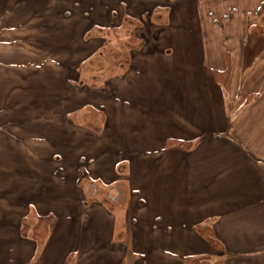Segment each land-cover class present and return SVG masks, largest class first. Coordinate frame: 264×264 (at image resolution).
Segmentation results:
<instances>
[{
	"label": "crops",
	"instance_id": "crops-1",
	"mask_svg": "<svg viewBox=\"0 0 264 264\" xmlns=\"http://www.w3.org/2000/svg\"><path fill=\"white\" fill-rule=\"evenodd\" d=\"M37 17L61 72L103 60L112 28V76L40 97L0 42V264H264V0H0V35ZM44 215L39 248L22 225Z\"/></svg>",
	"mask_w": 264,
	"mask_h": 264
},
{
	"label": "rangeland",
	"instance_id": "rangeland-1",
	"mask_svg": "<svg viewBox=\"0 0 264 264\" xmlns=\"http://www.w3.org/2000/svg\"><path fill=\"white\" fill-rule=\"evenodd\" d=\"M43 17H37L35 19L36 23L33 22L29 24L27 21L21 24V34H4L0 35V42L4 40V48H5V62L8 64L11 69V74L9 73V77L12 76V73L16 74L19 73L21 77V84L20 88L23 89L24 87L28 86V82H32V80L36 81V90L37 95L40 97H44V88L41 84L42 82H47L46 79H54L53 87L56 90L57 88L60 90V86L56 87L55 81L61 79V75L65 74L68 76L69 83H70V90L67 93L68 99L72 98L76 100V98H80L86 92V89H81L83 86H78V84H89V85H96L103 82L107 77L112 76V28L101 30L102 37L104 38V55L102 56L103 60L99 62H92L93 59L87 60L85 64L79 67V70H70L69 72H61L60 70L56 69V67H60L57 65V60H60V55L52 54L50 44L54 42V38L58 34H46L43 27L45 26L44 22H48ZM23 21V20H22ZM37 24V30L33 31V27ZM48 24V23H47ZM40 26V27H39ZM31 29V33L27 31ZM259 29L264 30V27L261 25L256 26L253 28L252 34L248 37L247 41V55L249 57L252 56L253 50L256 52L258 49L252 48L251 44L254 42V37L257 33H259ZM89 35L86 34V41H89L87 38ZM95 35V34H93ZM99 35V34H96ZM95 35V36H96ZM259 35V34H257ZM59 36V35H58ZM119 41V40H118ZM116 42L117 48L120 43ZM123 43V42H121ZM115 44V41H114ZM261 46L264 47V37L260 43ZM19 48H18V47ZM114 46V45H113ZM250 46V47H249ZM3 52L0 50V57L3 56ZM15 69V70H14ZM79 75V76H78ZM23 79V80H22ZM27 83H25V82ZM49 81V80H48ZM41 84V85H40ZM48 84V83H46ZM60 92V91H59ZM66 97V98H67ZM76 97V98H75ZM43 104L37 105L38 109H41ZM84 110V109H83ZM90 110V109H89ZM86 111V110H84ZM99 120V119H97ZM94 121V120H93ZM90 122V123H93ZM97 122H100L97 121ZM83 176L85 175V171L82 169ZM85 178V177H84ZM123 214L121 218L118 216V222L120 223L121 220L129 219L128 211L120 212ZM119 214V213H118Z\"/></svg>",
	"mask_w": 264,
	"mask_h": 264
},
{
	"label": "trees",
	"instance_id": "trees-1",
	"mask_svg": "<svg viewBox=\"0 0 264 264\" xmlns=\"http://www.w3.org/2000/svg\"><path fill=\"white\" fill-rule=\"evenodd\" d=\"M219 76L222 77L223 83H228L230 72H219ZM168 143H177L174 140H169ZM185 146H189L188 143H183ZM56 224V217L54 215H44L37 219L35 224H30L28 221L23 222L22 233L25 236L31 234L33 239L38 243L39 248L45 243L49 237L52 229ZM197 231L202 234L208 241L215 246L219 247L220 242L215 237L212 226L209 223L199 224L196 226ZM221 262H213L208 257H186L183 264H220ZM64 264H76L75 254H70L65 260Z\"/></svg>",
	"mask_w": 264,
	"mask_h": 264
}]
</instances>
